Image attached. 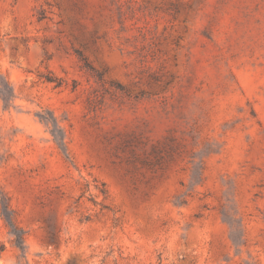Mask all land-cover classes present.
Returning <instances> with one entry per match:
<instances>
[{"label": "rangeland", "instance_id": "obj_1", "mask_svg": "<svg viewBox=\"0 0 264 264\" xmlns=\"http://www.w3.org/2000/svg\"><path fill=\"white\" fill-rule=\"evenodd\" d=\"M0 264H264V0H0Z\"/></svg>", "mask_w": 264, "mask_h": 264}, {"label": "trees", "instance_id": "obj_2", "mask_svg": "<svg viewBox=\"0 0 264 264\" xmlns=\"http://www.w3.org/2000/svg\"><path fill=\"white\" fill-rule=\"evenodd\" d=\"M12 96H13V94H11V97H8V95H5V94L3 95V99L6 102V104L9 103V101L12 99ZM9 222H10V224H13L12 219H9Z\"/></svg>", "mask_w": 264, "mask_h": 264}]
</instances>
